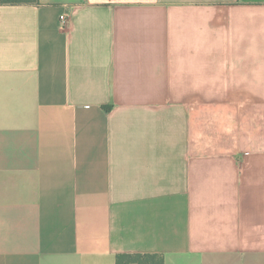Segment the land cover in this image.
Listing matches in <instances>:
<instances>
[{
	"label": "crops",
	"instance_id": "crops-1",
	"mask_svg": "<svg viewBox=\"0 0 264 264\" xmlns=\"http://www.w3.org/2000/svg\"><path fill=\"white\" fill-rule=\"evenodd\" d=\"M124 252L264 264V0L0 5V264Z\"/></svg>",
	"mask_w": 264,
	"mask_h": 264
},
{
	"label": "trees",
	"instance_id": "trees-1",
	"mask_svg": "<svg viewBox=\"0 0 264 264\" xmlns=\"http://www.w3.org/2000/svg\"><path fill=\"white\" fill-rule=\"evenodd\" d=\"M39 0H0V5L33 4ZM116 264H165L162 253L124 252L116 255Z\"/></svg>",
	"mask_w": 264,
	"mask_h": 264
},
{
	"label": "built area",
	"instance_id": "built-area-1",
	"mask_svg": "<svg viewBox=\"0 0 264 264\" xmlns=\"http://www.w3.org/2000/svg\"><path fill=\"white\" fill-rule=\"evenodd\" d=\"M69 18H70V16H69L68 13H64V14L61 16V20H62V22H63L65 25L68 24V22H69Z\"/></svg>",
	"mask_w": 264,
	"mask_h": 264
}]
</instances>
